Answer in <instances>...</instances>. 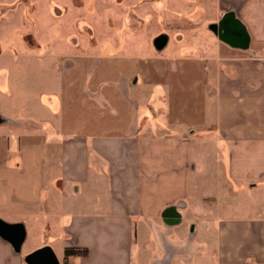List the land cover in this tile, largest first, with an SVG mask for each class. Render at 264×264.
Returning <instances> with one entry per match:
<instances>
[{
	"label": "crops",
	"instance_id": "obj_1",
	"mask_svg": "<svg viewBox=\"0 0 264 264\" xmlns=\"http://www.w3.org/2000/svg\"><path fill=\"white\" fill-rule=\"evenodd\" d=\"M144 6L142 50L62 68L78 114L1 116L0 264H264V0Z\"/></svg>",
	"mask_w": 264,
	"mask_h": 264
},
{
	"label": "rangeland",
	"instance_id": "obj_2",
	"mask_svg": "<svg viewBox=\"0 0 264 264\" xmlns=\"http://www.w3.org/2000/svg\"><path fill=\"white\" fill-rule=\"evenodd\" d=\"M146 3L157 10L162 0H0V123L3 115L45 113L54 82L59 106L66 101L65 107L78 114L80 90L63 97L62 68H106L111 55L142 50L147 31L156 26L146 24ZM54 67L58 73L47 71ZM109 78L110 73L103 74L104 81Z\"/></svg>",
	"mask_w": 264,
	"mask_h": 264
},
{
	"label": "water",
	"instance_id": "obj_3",
	"mask_svg": "<svg viewBox=\"0 0 264 264\" xmlns=\"http://www.w3.org/2000/svg\"><path fill=\"white\" fill-rule=\"evenodd\" d=\"M0 237L19 251L25 237L24 226L21 223H8L0 218Z\"/></svg>",
	"mask_w": 264,
	"mask_h": 264
},
{
	"label": "trees",
	"instance_id": "obj_4",
	"mask_svg": "<svg viewBox=\"0 0 264 264\" xmlns=\"http://www.w3.org/2000/svg\"><path fill=\"white\" fill-rule=\"evenodd\" d=\"M85 253H86V250H81L78 248H66L64 250V258L67 259V257L73 254H85Z\"/></svg>",
	"mask_w": 264,
	"mask_h": 264
}]
</instances>
